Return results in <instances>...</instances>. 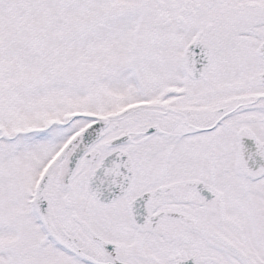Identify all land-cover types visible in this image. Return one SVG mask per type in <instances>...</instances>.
<instances>
[{
  "label": "snow or ice",
  "instance_id": "6c2138e0",
  "mask_svg": "<svg viewBox=\"0 0 264 264\" xmlns=\"http://www.w3.org/2000/svg\"><path fill=\"white\" fill-rule=\"evenodd\" d=\"M0 264H264V0H0Z\"/></svg>",
  "mask_w": 264,
  "mask_h": 264
}]
</instances>
